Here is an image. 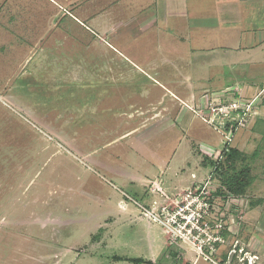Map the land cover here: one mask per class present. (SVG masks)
I'll list each match as a JSON object with an SVG mask.
<instances>
[{"label":"rangeland","instance_id":"obj_1","mask_svg":"<svg viewBox=\"0 0 264 264\" xmlns=\"http://www.w3.org/2000/svg\"><path fill=\"white\" fill-rule=\"evenodd\" d=\"M174 1L187 12L168 19L178 33L142 41L164 0H0L7 29L13 15V32L0 29V264H264V46L253 54L263 61L230 68L232 54L219 47L248 26L214 23L240 0ZM262 5L247 8L264 16ZM96 13L94 30L123 21L126 35H93L84 24ZM181 51L195 54L185 61ZM169 91L191 97L181 121ZM234 102L247 122L230 142L213 109ZM227 148L250 157L255 179L241 198L225 193L210 165ZM174 156L188 160L186 181L203 173L197 185L157 188L155 176L180 183L164 169ZM128 206L134 215L122 214Z\"/></svg>","mask_w":264,"mask_h":264},{"label":"crops","instance_id":"obj_2","mask_svg":"<svg viewBox=\"0 0 264 264\" xmlns=\"http://www.w3.org/2000/svg\"><path fill=\"white\" fill-rule=\"evenodd\" d=\"M220 1L226 2V1H229V0H220ZM239 2H240L239 4H235V5L234 4L233 5H229L230 3H227V5H228L227 7H229L230 10L229 11L220 12L221 14L218 15V17H217V19H216V21L214 23V25H216V30H222V31H225V29L226 30L230 29V30L233 31L234 28L237 29V31H239L240 29H238V27L240 28V26H238V25L244 24V25L248 26V27H246L247 30H245V31L240 30L239 31L240 33H242V35H240V38H238L240 40H235V42H230L229 44H225V45H222V46L219 47L221 50H223L225 52L228 51V52H230L232 54V56L230 55V57H231L230 59L231 60H228L226 62L228 67H230V68L235 67L238 62L251 63V62H253L254 59L263 61L262 59H258L257 57H253V54L258 49H261L264 46V29L256 28V27H258L261 24V22H264V16H262L261 14H258L259 10H260L259 7L255 6V8L252 9L251 11H248L249 8H247V7L251 6L253 8V6H252L253 2H255V4H263L262 6L264 7V0H240ZM179 4H181L180 1H174V0H164V4L163 5L160 6V4H159V7L156 8L155 14L153 16H150L151 18L149 20V22H155L156 21V25L155 26H151V25H149V26H141L143 32H145V35H141V36H143V37H141V40L142 41L143 40H147L148 39L147 38L148 35H153L154 36V34H155L154 31L157 32V30H164L166 32H169V36H172L173 34L178 33L176 29L175 30L173 29V27H172L173 24H172V26L170 25L171 22H169L168 19H170L171 21H172L173 18H177V17H181V18L185 19L184 14L187 13V12L178 11ZM224 5H225V3H224ZM226 9L227 8H225V10ZM149 15H151V14H149ZM99 16H101V14L100 13H96V14L89 15L88 17H86L87 22L84 25L93 35H96V36H98L100 38L101 37L105 38L111 32H115V34L113 36L115 37L116 40L118 38H120L116 34L117 32H122L123 31L124 36L126 35L127 30L129 29L128 25L130 23H127V22L123 23V21L117 22L116 25H113L112 27L111 26H107V27L103 26V27H101L99 29L100 31L94 30L90 26L89 23L96 22L97 17H99ZM12 19H13V15H12V12H11L10 16H9V20H8L9 23H10V26H8V29H7L6 22L4 24L0 23V29L12 33L13 32V29L11 27ZM75 19L80 21L77 18H75ZM19 21L21 23V20H19ZM19 21L17 20V23ZM262 24L264 25V23H262ZM17 26H19V24ZM123 27H124L123 30L115 31L116 28H123ZM152 28H153V30H152ZM104 38H103V41H105ZM172 38H171V40H168V41L169 42H174ZM20 39H21L20 43H22L23 39L22 38H20ZM126 39L128 40L129 37L127 36ZM125 41L126 40L124 39L123 43H125ZM118 42H120V40ZM181 43L182 44L180 46L182 47L185 44V42L181 41ZM10 44L12 45V48H13L14 45L12 43V40H10ZM15 44H18V42L17 43L15 42ZM129 44H131V42ZM110 46L113 48L112 45H110ZM192 50H194V48ZM118 53L124 59H128V55H127L126 52L118 51ZM179 54L180 55L178 57L183 58V59H185V61H187V59L189 58L188 54L193 55L195 53L192 52V51L191 52H187V53H183V51H181V53L179 52ZM238 54H242V56L240 55V57H242V59L240 58L241 59L240 61H238V59L236 57V55H238ZM246 61H248V62H246ZM167 62L170 63V64L172 63L171 59H167ZM181 73L183 74V76H181V77H183L184 79H187V80L192 79L191 76L189 75L188 71H186V70L185 71H181ZM170 79H172V78H170ZM197 79H199V78H197ZM200 79L207 80L209 78L207 76H202ZM181 89H183V87ZM169 94H170V96H172V99L174 100V101H172L174 108L177 107V109H178V107H179V111L180 112L178 114H181L180 115V119H179V121H181L182 117L185 118L184 114L188 115L189 112H191L190 111V108H191V105H192L191 97L188 95V96L182 98V96H179L178 94L174 93L173 91H169ZM176 104H179V105L177 106ZM168 111H170V109ZM155 116H156L155 118H158V117H161L162 115H160V113H156ZM199 150L202 152L203 155H207L209 158H212L214 155H216V153L213 156H209L208 155V153H210V152L213 153L214 152V150H212L208 146H200L199 145ZM196 157L199 160L196 159L194 165L199 164V166H200L202 155H198V154L194 155V153H193V157L192 158L195 159ZM170 158H171V161L168 162L166 164V168H164L165 172H168V171L171 172L170 174L175 176L177 178V180L180 181V183L179 184H175V185H171L169 183L168 179H165V178L161 179L160 176H155L154 178H156L155 184H156L157 188H159L161 190V187H164V189H166V190H168L170 192H172V191L174 192V191L188 189L190 187V185H192V184L193 185L194 184L197 185V182L200 179V177L203 176V173L201 171H199V170H193L191 172V174H190L191 177L189 179H187V181H186L185 178H184V176H186V174L183 175V172L187 173L188 165H189L188 164V160L183 158V160L175 161L174 160L175 156L174 157H170ZM176 162H179V164H178L179 168H177V169H176V166L174 165V163H176ZM96 163H98L102 167L108 166L118 176L125 177V176L130 175V176H132L133 179H137V181H141L142 183H144L145 180L147 181V177H145V176H141V175H138V174H134V175L127 174V172H124L120 168L110 167L107 163H104L103 161H96ZM193 175H195L196 177L195 178L192 177ZM171 181H173V180H171ZM194 182H196V183H194ZM136 191L141 192V191H143V188L139 187V189H137ZM126 195H127V197H129L128 194H126ZM100 200H101V202L104 203V200H106V198H104V200H102L100 198ZM120 204H119V206L122 207ZM128 208H130L128 210V212H126L124 210H121L122 214L123 215H125V214H127V215H132L133 214L134 215L135 210L132 209L131 206L130 207L128 206Z\"/></svg>","mask_w":264,"mask_h":264},{"label":"trees","instance_id":"obj_3","mask_svg":"<svg viewBox=\"0 0 264 264\" xmlns=\"http://www.w3.org/2000/svg\"><path fill=\"white\" fill-rule=\"evenodd\" d=\"M256 156L257 153H254L252 158ZM248 159L250 157L237 148H227L220 159L217 161L210 160V165L220 177L221 185L225 189V193L237 198H241L247 194L255 179ZM220 192L222 193V191ZM129 260L135 264L146 263L142 258Z\"/></svg>","mask_w":264,"mask_h":264},{"label":"built area","instance_id":"obj_4","mask_svg":"<svg viewBox=\"0 0 264 264\" xmlns=\"http://www.w3.org/2000/svg\"><path fill=\"white\" fill-rule=\"evenodd\" d=\"M213 110L215 111V114L217 115L216 120L223 119L222 120L223 124H226L225 126L227 127V131H228L227 139L228 141L231 142L235 130L238 129L237 125L239 124V126H241L245 122H247V120L245 119V117L247 116L246 112L241 108V106H238L236 102L230 105H226V106L224 105L223 107H220V108H216V109L214 108ZM211 121H212V124L213 122H215L213 119ZM217 122H218L217 125L221 124V122L219 121ZM145 216H149L155 222L159 221V218L157 217V215H155L152 212L150 213V211H147L145 213Z\"/></svg>","mask_w":264,"mask_h":264}]
</instances>
